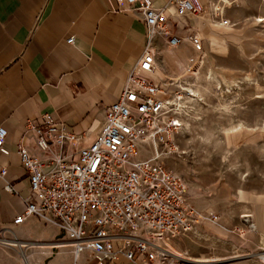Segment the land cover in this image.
<instances>
[{"label": "built area", "instance_id": "2783aa9c", "mask_svg": "<svg viewBox=\"0 0 264 264\" xmlns=\"http://www.w3.org/2000/svg\"><path fill=\"white\" fill-rule=\"evenodd\" d=\"M115 1L119 9L138 11L144 20L147 45L142 57L129 72L118 100L105 109L92 140L68 130L48 113L28 123L26 132L33 133L44 156L19 145L30 195L14 223L37 215L58 226L74 247L75 260L80 251L89 250L101 262L123 257L132 264H184L172 242L191 229L193 213L185 182L161 161L165 153L158 150V145L177 150L169 144L181 123L170 117L168 100L156 98L166 90L149 73L158 63L156 37L171 47L188 37L193 48L201 50L199 34L178 28L201 15L203 6L199 0H170L163 8L150 0ZM214 15L224 25L230 23L223 10ZM67 42L73 43L74 37ZM6 138L7 130L0 126L4 154L9 153ZM149 141L154 142L155 153ZM5 172L2 167L0 174ZM6 188L12 190L10 185Z\"/></svg>", "mask_w": 264, "mask_h": 264}, {"label": "crops", "instance_id": "0c3cea01", "mask_svg": "<svg viewBox=\"0 0 264 264\" xmlns=\"http://www.w3.org/2000/svg\"><path fill=\"white\" fill-rule=\"evenodd\" d=\"M150 1L163 8L170 0ZM217 1L199 0L202 23L219 9ZM72 36L74 42H67ZM146 45L141 14L119 9L115 0H0V126L7 130L9 148L8 154L0 151V170L6 168L0 174V264H132L123 257L101 262L89 250L75 260L58 226L37 215L20 223L14 219L30 195L19 145L44 156L33 133L26 132L28 123L48 113L92 140ZM166 45L161 37L153 43L158 52ZM149 76L158 83L155 72Z\"/></svg>", "mask_w": 264, "mask_h": 264}, {"label": "rangeland", "instance_id": "374dc122", "mask_svg": "<svg viewBox=\"0 0 264 264\" xmlns=\"http://www.w3.org/2000/svg\"><path fill=\"white\" fill-rule=\"evenodd\" d=\"M217 4L230 23L224 25L213 11L204 17L208 23H202V14L192 18L178 29L198 32L201 50L188 37L178 46L167 44L155 71L166 90L156 98L169 100L170 117L181 123L169 144L177 150L163 145L158 150L185 182L193 213L191 229L172 247L184 264H259L264 263V0Z\"/></svg>", "mask_w": 264, "mask_h": 264}, {"label": "bare ground", "instance_id": "6f19581e", "mask_svg": "<svg viewBox=\"0 0 264 264\" xmlns=\"http://www.w3.org/2000/svg\"><path fill=\"white\" fill-rule=\"evenodd\" d=\"M168 103H169V105H172V104H170L169 100H168ZM149 145L151 147L152 152L155 153L156 152V148H155L154 142L153 141H149Z\"/></svg>", "mask_w": 264, "mask_h": 264}]
</instances>
